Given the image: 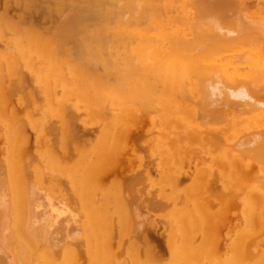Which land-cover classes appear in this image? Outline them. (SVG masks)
Instances as JSON below:
<instances>
[{
	"label": "bare ground",
	"instance_id": "obj_1",
	"mask_svg": "<svg viewBox=\"0 0 264 264\" xmlns=\"http://www.w3.org/2000/svg\"><path fill=\"white\" fill-rule=\"evenodd\" d=\"M167 5L168 9L172 7ZM127 6L137 24L149 17L153 8V27L159 26L162 33L163 27L158 21L160 6L156 11L153 0H129ZM247 6L237 0H181L176 16L170 18L171 32L165 30L159 35L151 31L153 37L148 32L150 27L136 28L137 38L133 36L136 44H129L133 46L131 54L122 50L118 56L121 61L113 62L103 52L101 69L93 61L92 43L87 41L86 32L93 31L104 42V20L92 11L74 12L58 30L47 27H20L22 30H19L16 26L5 30L2 24L6 23L0 21V44L9 47L8 50L0 46V119L10 132L7 143L4 142L9 156L4 162L0 159V264H113L117 257L109 249L113 230L118 238L132 232L128 237L131 240L135 229L139 230L142 221L146 222L148 210L165 205L161 200L149 198L147 212L139 204L128 206L120 194L124 188L119 177L116 181L114 178L109 192L100 190L104 178L99 179L103 175L100 174L108 169L106 165L109 166L121 144L127 146L120 139L122 135H130L128 129L132 125L129 127V124L137 112L142 113H137L139 117L154 113L158 120L159 116L158 125L155 122L151 126L152 129L157 126L156 132L147 131L152 137L149 134V138L138 137L133 142H138V149L149 159L156 157L160 173L158 180L150 179L147 171L133 174L125 189L133 195L134 183L146 177L150 185L157 184V193L168 201L169 207L160 215V222L166 225L168 256L159 261L147 249L141 255L139 245L131 240L127 246L130 263L264 264V237L257 238L264 228V14H261L264 10H261L262 16L256 11L258 17L256 14L252 17ZM239 49L242 51L238 52ZM21 65L32 82L45 87L48 96L54 91L56 99V93L61 92L55 103L51 95V103L46 101L43 107L38 104L49 118L46 124L42 117L33 120L27 116L31 128L38 131L36 141L40 147L33 155L42 161L41 166L33 156L29 160L24 157L26 138L23 128L22 136L18 133L21 128H17L16 120L21 116H16L17 108H8V94L12 92L22 112L28 107L39 109L36 107L39 102L34 104L31 91L21 82L18 73ZM70 99L76 100V107L83 111L71 106L73 109L68 110L66 101ZM107 108L113 110L111 119L107 118V113L111 114ZM242 113L251 117L241 119ZM229 114L233 116L230 125L234 128L228 133L222 126L224 136H220L217 125L228 121ZM78 115L79 120L83 116L98 120L97 135L71 161L63 162L47 148L49 139L43 132L51 129L63 149L69 139V126ZM241 120H248L247 127L239 126ZM247 128L250 130L246 131ZM191 149L194 154L199 151L194 155L199 162L193 167L188 188L183 189L178 186L176 173L182 170L180 166L176 167L180 170L174 168L179 156H185ZM205 154L208 157L210 154L213 161L223 155L226 165L222 166L224 163L220 161L221 166L216 163L218 170L211 169ZM242 155L244 160L258 164L254 171L260 172L259 178L252 176L250 181L242 171H253L255 167L252 169L242 160L239 165L232 158ZM233 160L235 163H231ZM207 163L208 167L204 166ZM60 172L72 179L70 191L55 184V176ZM221 176L225 178L221 179L223 190L210 200L208 182ZM93 180L100 184L94 186ZM225 191L230 193V198L235 191L241 199L242 224L219 246L217 223L228 206L220 197ZM210 201L217 203L216 209H211Z\"/></svg>",
	"mask_w": 264,
	"mask_h": 264
},
{
	"label": "rangeland",
	"instance_id": "obj_2",
	"mask_svg": "<svg viewBox=\"0 0 264 264\" xmlns=\"http://www.w3.org/2000/svg\"><path fill=\"white\" fill-rule=\"evenodd\" d=\"M120 1H122V2H120ZM128 1L129 0H0V21H4V23H6V25L2 24V27L5 30H7L8 28H15V27H12V26H16V28H18L19 30H22L21 28L26 29L27 27L28 28H30V27H47L48 29H51V30H58L59 26L65 24L66 21L70 20V18L73 16L74 12H76L78 10H81V9H86L88 11H92L95 14H97L98 16H100L101 18H103V20H104V29H105V35H104V39L105 40H104V42L101 40V38L99 36H95L93 31H89L88 30L86 32L87 41H89V42L91 41V43H92V48L93 49L91 50V52H93V61L96 63L97 68L101 69L102 68L101 63L104 61L103 52L108 53L110 55V57L108 56L109 59H112L113 62H116L117 59L119 61H121V58H119V57L123 53L122 50L123 51L126 50L127 53L131 54L130 50L133 49L132 48L133 46H129V44H130V42L131 43L135 42L134 44H136L135 38H137L136 37V35H137L136 33H137L138 29L149 28L150 27L149 30H148V32L150 34H151V31H152V33H155V34L158 33L159 35L160 34H164L165 30H166V32H168V31L171 32L173 30V28H172L173 27L172 26L173 23L171 22L170 18L176 16V14H177L176 12H178L179 6L181 5V0H179V1L178 0H166V2H165V0H153L154 7H155V4H157V6L155 8L156 11H158L159 6H160V10L159 11L162 12V13H160L158 11V14L159 15L161 14L158 21H159V23L161 22L160 25L162 24V27H163V31L161 33L160 30H159L160 28H157L159 26L153 27V24H152L153 23V19H154V16L152 15L153 14V8L150 11V14H151V12H152V14L149 17H147L144 21H142V23L140 22V23L137 24V20H135V17H133V14L131 13V10H129V8H127L128 7L127 6ZM155 1H157L158 3H156ZM171 1H175V2H171ZM237 1L240 2L241 4L244 3L246 6L248 5L247 7L250 10V13H251L252 17H255L254 14H256V11H257V14L258 13L260 14L264 10V0H237ZM84 2L85 3L87 2L86 3L87 6H85L86 4ZM135 3H137V1ZM167 4H171L172 7L170 9H168L167 8L168 7ZM173 4H174V6H173ZM176 4H177V6H176ZM120 5H121V7H120ZM173 7H174V9H173ZM176 8H177V10H176ZM127 9H128V11H127ZM163 10H164V12H163ZM126 12H128L126 14L127 16L124 15ZM166 13H168V14H166ZM257 14H256V17H258ZM261 14L263 15L264 12H262ZM261 14H260V16H262ZM170 15H172V16H170ZM262 17H264V15ZM29 19H31V20L29 21ZM160 19H163V20L161 21ZM149 21H150V23H149ZM15 23H16V25H14ZM143 24L145 25V27H144ZM146 24H147V26H146ZM24 26H26V27H24ZM136 28H138V29H136ZM155 37H157V36L155 35ZM0 43H2V42L0 41ZM131 45H133V44H131ZM0 46L2 48L6 47V49L9 50L8 45L2 46V44H0ZM117 47H118V49H117L118 50V55H117V50H115V48H117ZM240 50L242 51V49H239L238 52H241ZM243 51H245V49ZM246 51H247V49H246ZM119 52H120V55H119ZM234 53H235V51H234ZM23 67L24 66H22V65H21V67H19L18 73H19V75H21V82H23L25 87L29 88V90L31 91V95H32L31 99L32 100L34 99L33 100L34 104H36L35 102H39L36 105L41 103L40 105L43 107V105H44L43 103L44 102L49 101V103H51L50 100L53 99L52 101H53V103H55V101H57L61 97L60 90L56 93V95H57L56 99H55V92L54 91H53L54 93L50 92L49 93L50 96H48V94L45 93V87L43 85H40L38 82L37 83L36 82L35 83L32 82L29 74L26 72V68L25 67L23 68ZM43 93H44V95H43ZM51 95L53 96L52 99L50 98ZM8 98H9L8 108H10V109L11 108H17V113L18 114L16 116H18V117L21 116V118L17 117L18 119H16L20 123V124L17 123L18 124L17 128H21V129H18V133L19 134H20V132H21V130L23 128L22 132L24 134L21 132V136L23 134V136L26 138V141L24 143V152H25L24 153V155H25L24 157L29 160V159L32 158V156L34 157L33 154L40 147V145L36 141V135H37L38 131H37L36 128H34L35 130L33 128H31L30 124L28 123V117L30 119H33V120H40L41 118H39V117H42V121H43L44 124L47 123L46 120H48L49 118H46V116H44L43 112H41V110H40V109H42V107L40 108L39 105L36 106V107H39L38 110L35 107H34L35 109L28 107L27 110H25V113H24L21 110H19L21 108V106L19 105V103L17 101V97H14L12 92H10L8 94ZM54 99H55V101H54ZM35 100H37V101H35ZM67 101H66V103H68V104H66V105H67L68 110H71V109L75 108L74 110H80L81 112L83 111L82 108L76 107V105H77L76 100L70 99V100H67ZM72 101H73V103H72ZM70 106L73 107V108H70ZM107 109L111 111V114H110V112L107 113V118L111 119L112 118L111 116L113 115V113H112L113 110H112V108L111 109L107 108ZM141 112H143V111H141ZM137 113L139 114V112H137ZM137 113L135 114L137 116H135V115L132 116V118H131L132 123L129 124V127L132 125L130 127V129H128V133H130V135L129 134H128L129 136L127 134H126L127 136L126 135H122V137L120 139L121 143H122V140H125L126 141L125 143L127 144V146L123 147V145L121 144V148L118 150L117 154L115 156H113L112 161L110 162L112 166L109 163V166L106 165V168H108V169H106L105 172L100 174V175H102V174L103 175L101 176V178L99 177V179H102L104 177L103 178V182H100L103 185H99L100 183L97 182L96 180L95 181L93 180V185L94 186H96V185L98 186L99 185L101 191L103 190L102 188H104L103 191L109 192L108 190L111 188V185L114 184L113 183L114 178H115V181H116L117 178L119 177L118 179L121 181L120 183L122 185V189L124 188V191L121 190L120 194H121V196L123 195L125 197L124 200L126 201L128 206L133 205V204H135V205L139 204L138 206L139 207L141 206L140 207L141 210H143V211L145 210V212H147L146 211L147 210L146 206L148 204L146 205V202H148L147 200L149 198L150 199L152 198L154 200H161V201H163L165 203V205L162 208L158 207V208L154 209V207H151V209H150L151 212L148 210V212H147L148 214L145 213L146 216L144 218H145L146 222L142 221L143 225L141 224L142 226L139 227V230L135 229L136 232H134L131 235V240H135L136 244L139 245V247H140L139 251H140L141 255H143L142 251L144 252V249L145 250L147 249V251L150 252V254H151V256L153 258H155L156 260H159V261H163V260H165L167 258L168 255H167V247H166V241H165L166 225L162 224L163 223L162 221H161L162 223L160 222V219H161L160 215H162L164 210H166V208L169 207L168 201L165 198H162V196H160L157 193V187H158L157 184L155 182H153V185H150L149 180L146 177H141L140 180H139L140 182L137 181V182L134 183L135 184L134 186H135V189H136V191L134 192L135 194L133 193V195H135L134 197H133V195H130L131 193H129V190L127 191L125 189L126 183L130 182L133 174H137V173H144L145 174V172L147 171L148 174H149L148 176H149L150 179L158 180L159 173H160V172L157 171L158 167H157L156 157H153L152 160L149 159V156L143 150L138 149V144H137L138 142L135 143L136 140H134V142H133V139H136L138 137H142V139L143 138L144 139L145 138H149V136L151 135L152 131L156 132L157 126L155 125L156 127H154L153 129H152V127L154 126L153 123H155V122H156L155 124L158 125L159 116H158V120H157L155 118V117H157L156 114L151 113L152 116L149 117L148 114H150V113H144L145 114V115L143 114L144 118H143V115H142V117L140 116L142 121H139L140 117L138 116ZM141 114L142 113H140L139 115H141ZM153 115H155V116L153 117ZM247 115L251 117V115H249V114H243L242 113V115H240L241 119L242 118L243 119L248 118ZM85 117L86 116H83V118H84L83 120H79L80 115H78L77 117L76 116L74 117V119L72 120V125L69 126V128H70V130H69V139L67 140L66 143H64L63 149L61 148L60 144L58 143V138H56V136L54 135V133H53V131L51 129L44 130V132H43L45 137H47L49 139V145L47 146V148L50 151H52V152L54 151V155L56 157H60L61 160L63 159V162L71 161L80 148L85 147L87 144H89V141H92V140H94L96 138L97 127L99 128V126L97 124H95V123L98 120H95V119L88 120ZM134 117H135V120H136V118L138 119L137 122L138 123L140 122V124H138L134 120ZM147 118H149V120H147ZM152 118H155L153 120V122L151 120ZM20 119H23L22 120L23 122ZM144 119H146V120L144 121ZM227 120L228 121L224 122L223 125H220V126L217 125V127L220 129V132H219V134L221 133L220 136H224V134H223L224 132L221 130L222 126H224L229 131L228 133H230V131L234 128V126L230 125L231 120L234 121L232 114L227 115ZM246 121L248 122V120H243V121L241 120V122L239 123V126L247 127V122ZM133 122H135L136 124L133 123ZM21 123L23 124V126H22ZM149 123L151 125L148 127ZM243 123H245V124H243ZM137 125H139V126L137 127ZM133 127H135V128L137 127L136 129H138V128L141 129V132L139 131V129H138V132H137V130L135 128L133 129ZM228 127H230L231 129L230 128L228 129ZM244 127H242V128H244ZM148 128L149 129L151 128V131H149ZM0 129L2 130V131L0 130V159L3 158V162H4L6 156H9L8 150H6L7 149L6 143L7 142L5 140L8 141V137L10 135V132H9V129H7L6 124L2 121V119H0ZM134 130H136V132ZM249 130H250V128H247L246 131H249ZM147 131L151 132V133L147 134ZM143 132H144V134H143ZM138 133H140L141 135L138 134ZM136 134H137V136H136ZM94 136H95V138H94ZM125 136L127 138H130V139H127V138L124 139ZM150 137H152V135ZM54 139L56 140V142H55ZM221 140H223V137H221L220 142H222ZM2 142H3L4 146L1 144ZM4 142H6V143H4ZM125 143L123 142L124 145H126ZM133 144L134 145L136 144L135 147H134ZM1 145L3 146V148L5 150L1 147ZM136 146H137V148H136ZM1 149H3V150H1ZM193 151L194 150L191 149L190 151L187 152V154H185V156L184 155L179 156L180 160L177 159V161H176L177 164L175 165V168H174V170L177 171V170H180V169H178L176 167L180 166V168L182 170V171H179V172H176V173H178L177 175L179 176L178 179H177V181H179L178 186L180 188H183V189L184 188H188V186L190 184L189 183L190 182L189 181L190 180V175L194 171L193 167L196 166L197 163L199 162V159L197 158V155H196V157L194 156L195 154H198L197 152H199V151H197L195 154H194ZM207 155L208 154H205L204 156L206 157ZM204 156H203L202 160L205 159ZM187 157H191V159H189L190 161L187 160V159H183V158H187ZM192 157L194 159H192ZM211 157L212 156L210 154H209V157L208 156L206 157V159L207 158L209 159V160H207V162L209 161L210 167L212 166L211 169L218 170V168H216V167H218L217 164H220V161H221V163H224L223 165L220 164V166L221 165L222 166L226 165V162L223 161V160H225V159H223V158H225L223 155H222L221 159H218V161H215V160L213 161L211 159ZM238 157L239 158H237V157H232V158L237 160V162H239L240 160H242V163L246 162L245 164H248L249 166L251 165L252 169H253V167H255L253 169V171H248L246 173H245V171H242V172H244V174L246 176L250 177L249 178L250 181L252 180V176L254 177L258 173L260 174L259 171H254V170H257V167H258L257 166L258 164H256L257 167L255 166L256 162L254 163L253 160H251L252 162L249 161V160H244L245 158H243V155L241 156L243 159H241L240 156H238ZM34 159H37V158L34 157ZM206 159L204 161V164L206 163ZM37 160H36L37 161L36 163L39 164V166H41L42 161L39 158ZM183 160H184V162H183ZM193 160H194V162H193ZM231 163H235V161L231 162ZM240 163L241 162H239L238 164L240 165ZM245 164H243V165H245ZM207 165H208V163L206 165H204V166L208 167ZM200 166H203V164L200 165ZM109 172H111V173H109ZM171 173H175V172H171ZM248 173H249V175H248ZM259 176H258V178H259ZM223 178H224V176H221L220 179L212 178L210 180V182H208V185H209L208 187H210V188H207L209 196H210V197L208 196V198H211L212 195H217L218 193H220L223 190V189H221V188H223L222 187L223 185L221 183V179H223ZM54 181H55V184H58L61 189L66 190V191H70L72 189V187H73L72 179L69 178L65 173H62V172L58 173L55 176ZM95 182H97V183H95ZM256 183H258V181ZM184 185H186V187H184ZM165 188L166 187H163L164 190H165ZM211 189H212V191H211ZM139 190H141V191H139ZM166 191H167V188H166ZM151 192H153V193H151ZM224 193L229 194V195L225 196L226 194H224V195L222 194L220 197L225 202H228V206L226 208L227 209L226 213L224 212L225 213V215H223L224 217L222 216L221 219L217 223V227H218V232H217V234H218V238H217L218 240L217 241L218 242L217 243L218 244L220 243L219 246H222L223 243L226 242L225 240L229 236V234L231 236L232 233L235 232L239 228V226H241L240 224H242V217L240 216V210H239L240 204H241V199L239 198L238 195L237 196L235 195L236 194L235 191H234L235 194L233 192H232L233 194L231 193V195H233L232 198H230L231 197L230 193H227L226 191ZM136 196H138V197H136ZM234 196H236V197H234ZM212 199L213 198H211L210 200H212ZM216 204H217L216 202L215 203L214 202L211 203V201H210L211 209H214V208L216 209L217 208ZM158 209H159V211H157ZM160 211H161V213H160ZM141 220H142V218H141ZM238 221H240V222H238ZM146 223H147V225H145ZM234 225H236V226H234ZM263 227H264V224H263L262 228ZM262 231L257 235L258 239H261V238L264 237V234H263L264 233V228H263ZM131 233L132 232H129L128 234H123V236L121 235L118 238V235L113 230L112 234L110 235L109 249L111 251H113V253L117 256V257H115V260H114L113 264H131L129 259H128L129 255H128V250H127V248L129 247V241H131L130 238L128 239V237H130ZM197 237H195V238H197ZM79 247H81V246H77L76 245V248H79ZM84 262L85 261H83V263Z\"/></svg>",
	"mask_w": 264,
	"mask_h": 264
}]
</instances>
